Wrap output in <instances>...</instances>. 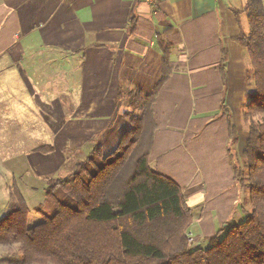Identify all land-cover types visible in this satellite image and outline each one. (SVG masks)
I'll return each instance as SVG.
<instances>
[{
    "label": "crops",
    "instance_id": "1",
    "mask_svg": "<svg viewBox=\"0 0 264 264\" xmlns=\"http://www.w3.org/2000/svg\"><path fill=\"white\" fill-rule=\"evenodd\" d=\"M230 1L160 0L153 12L144 0H0L1 107L38 111L45 128L40 141L53 149L24 155L23 169L43 185L14 180L30 210L41 195L46 200L49 182L64 180L54 175L71 177L98 147L104 156L118 149L132 128L128 115L139 114L129 95L157 90L169 52L174 72L153 106L151 169L184 189L197 246L229 228L234 215L246 218V190L235 169L249 139L245 104L256 88L234 40L249 33L248 16L245 25L235 13L242 7ZM12 127L14 139L38 140L16 122Z\"/></svg>",
    "mask_w": 264,
    "mask_h": 264
},
{
    "label": "trees",
    "instance_id": "2",
    "mask_svg": "<svg viewBox=\"0 0 264 264\" xmlns=\"http://www.w3.org/2000/svg\"><path fill=\"white\" fill-rule=\"evenodd\" d=\"M235 13L248 16L249 33L234 40L251 57L256 88L243 115L249 122L243 164L235 169V180L250 194L252 213L207 239V246H190L195 218L184 189L149 164L158 130L153 106L174 72L168 52L157 90L146 97L129 95L131 110L139 114L128 115L132 128L118 149L104 156L98 147L70 179L49 182L45 197L55 208L53 216L27 227L31 210L13 186L10 209L0 221V246L20 249L2 255L0 264H264V0H247ZM226 62L223 53L224 83ZM223 111L235 134L229 111ZM256 115L262 120L255 121Z\"/></svg>",
    "mask_w": 264,
    "mask_h": 264
},
{
    "label": "rangeland",
    "instance_id": "3",
    "mask_svg": "<svg viewBox=\"0 0 264 264\" xmlns=\"http://www.w3.org/2000/svg\"><path fill=\"white\" fill-rule=\"evenodd\" d=\"M230 2L232 3V5L242 7L241 8L242 10L247 5V0H231ZM246 18H247L246 15L243 14L242 21L245 25L247 23ZM249 29L250 27L246 29V32H249ZM244 54H246V66L248 67L246 70V74L247 71H250V75H249L250 79H248V81L254 84L251 57L246 52ZM5 105L9 107L11 106V104H5ZM1 106L2 104L0 103V221L6 216V214L10 209V203L13 200L11 193L13 186L15 185V182L23 181L26 182L27 185H29L28 183L32 185L35 184L36 186H38L37 188L43 185L44 181L41 178L39 179V177L37 176L35 177L32 174V171L27 173L25 172V169H23L24 168L23 165H26L24 155H26L32 149L36 151L44 147L50 146V145H46L48 143L40 141V138L42 139L43 137H45L43 136V129L45 128L42 127V124L44 122L42 121L38 111H28L26 109L8 110V109H2ZM34 113H36L37 115L34 116ZM262 118L263 116L260 115H256L253 117L255 121H261ZM15 122L17 123L16 129H20L21 131L29 129L30 131L25 133L34 134L31 135L30 137H35L38 140L29 141V142L23 141L22 140L23 136H20V140L14 139L16 136L13 135L11 129H13L12 123L15 124ZM244 123H246L247 126L249 124V122L247 123L245 121ZM241 132L246 133V128L244 126ZM240 135L241 133L239 134V136ZM240 144H242L241 140H240ZM69 177L70 174H68V171L66 173H59L53 176V178L56 179L57 178L65 179ZM243 199H244L243 208L246 210V212L252 213L253 207L250 199V194L247 190L245 192V196L243 197ZM39 200L40 201L37 205L31 206V213L27 221V227H32L40 223H43L46 219V216L51 217L55 214V208L53 207V205L48 201H46L42 195L39 197ZM234 216L230 219L228 223V226L230 227L224 229L225 231L224 233L229 231L231 228L241 224L245 220V216H243V219H239L242 216V214L238 215L239 218H237L238 216L237 217ZM18 249L20 248H18L17 245L9 246L7 248L5 246L0 247V252H1L0 257L6 254H10V255L14 254L15 252H18ZM2 251L5 253L2 254Z\"/></svg>",
    "mask_w": 264,
    "mask_h": 264
},
{
    "label": "built area",
    "instance_id": "4",
    "mask_svg": "<svg viewBox=\"0 0 264 264\" xmlns=\"http://www.w3.org/2000/svg\"><path fill=\"white\" fill-rule=\"evenodd\" d=\"M159 1L160 0H144V2L146 4H148V5H150L152 7L153 12L156 11V8L158 6L157 4H158ZM187 237H188V241H189V244H190L191 247L192 246H197L198 241L196 240L195 236H193L192 234L189 233Z\"/></svg>",
    "mask_w": 264,
    "mask_h": 264
}]
</instances>
